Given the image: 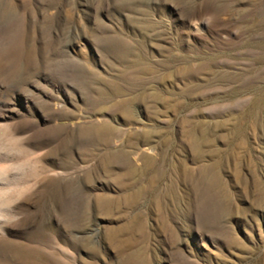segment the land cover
Listing matches in <instances>:
<instances>
[{
  "label": "rangeland",
  "instance_id": "rangeland-1",
  "mask_svg": "<svg viewBox=\"0 0 264 264\" xmlns=\"http://www.w3.org/2000/svg\"><path fill=\"white\" fill-rule=\"evenodd\" d=\"M132 263L264 264V0H0V264Z\"/></svg>",
  "mask_w": 264,
  "mask_h": 264
},
{
  "label": "bare ground",
  "instance_id": "bare-ground-1",
  "mask_svg": "<svg viewBox=\"0 0 264 264\" xmlns=\"http://www.w3.org/2000/svg\"><path fill=\"white\" fill-rule=\"evenodd\" d=\"M106 86L108 87L107 88L108 89L107 91L109 92L110 95H112V94H114L116 92V89L117 88H115L113 85L109 84V85H106ZM128 104H129L128 101L123 100V101H120L118 103L113 104L110 107H107V110H109L111 112H114V113L118 111V112H120L123 115V117L129 119L130 118V109L129 108H131V107ZM114 131H115V128H113L111 125H109L106 122L103 125L99 126L92 133V136H93L94 140L98 141L100 144H106V142L108 141L109 137L111 136V134ZM126 155H127L126 152H123V153H121L120 155H118L116 157H113V156H109L107 154H104L101 157H99L100 158L99 159V162L103 166L109 168L112 163L116 162L119 158L120 159L121 158L124 159ZM124 169H125V173H124L125 176H131L132 174H134L133 173L134 172V169L129 164L125 163L124 164ZM129 203L131 204V201H129ZM132 264H135V263H132Z\"/></svg>",
  "mask_w": 264,
  "mask_h": 264
}]
</instances>
